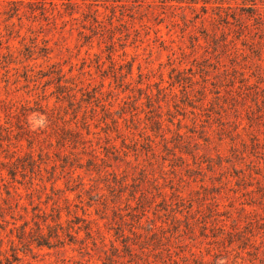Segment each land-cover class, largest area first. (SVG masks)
<instances>
[{
    "label": "rangeland",
    "instance_id": "374dc122",
    "mask_svg": "<svg viewBox=\"0 0 264 264\" xmlns=\"http://www.w3.org/2000/svg\"><path fill=\"white\" fill-rule=\"evenodd\" d=\"M0 264H264V0H0Z\"/></svg>",
    "mask_w": 264,
    "mask_h": 264
}]
</instances>
